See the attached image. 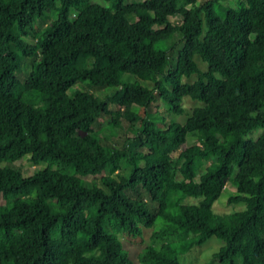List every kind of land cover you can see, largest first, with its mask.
<instances>
[{
    "label": "trees",
    "instance_id": "1",
    "mask_svg": "<svg viewBox=\"0 0 264 264\" xmlns=\"http://www.w3.org/2000/svg\"><path fill=\"white\" fill-rule=\"evenodd\" d=\"M103 1L0 0V264H135L119 233L138 240L142 226L140 264H180L210 236L220 264H264V132L250 137L264 127V0ZM155 96L170 116L151 115ZM183 97L201 104L179 122ZM100 115L134 133L109 142ZM226 185L244 206L219 213Z\"/></svg>",
    "mask_w": 264,
    "mask_h": 264
},
{
    "label": "rangeland",
    "instance_id": "2",
    "mask_svg": "<svg viewBox=\"0 0 264 264\" xmlns=\"http://www.w3.org/2000/svg\"><path fill=\"white\" fill-rule=\"evenodd\" d=\"M92 1L99 2L101 4H106L105 1H103V0H92ZM125 1L130 2L132 0H125ZM199 1H201V0H196V4H198ZM220 2L222 4H226V5H229L231 7H237V5H238V0H221ZM55 15H56V12L55 13H48L43 18L41 25H44L45 23L49 22L52 18H54ZM74 16H75V12H74V10H72L71 15H69V17L72 19ZM169 20L173 23H176L179 20V17L178 16H169ZM26 38L28 40H31V41L34 39L32 36L26 37ZM181 44H182V41H180V34L177 32L174 33V35L172 36L171 41L169 43V51L172 52L173 54H177L178 50L181 47ZM193 58L199 62L200 66H202V67L206 66V62H204L198 55L195 54L193 56ZM31 62L32 61L30 60L29 57L21 58L20 68H19V70H17L15 72V75L19 80H21L25 76L26 72L30 69ZM195 76H196L195 74H192L187 78L183 77L182 80L190 81V80H193L195 78ZM137 80L142 85L150 86V84L147 81H144L141 79H137ZM88 86L89 85L86 81H78L73 86H71L67 90V92L69 94H71V92L75 89H78V88L81 89V88L88 87ZM103 89H112V87L104 86ZM90 90H92L94 92L100 91V89H98L96 86H91ZM14 95L16 97L20 98L22 101L28 102L30 104L36 105V104L40 103V101H38V100H33V99L25 97L24 95H21L20 92H18V91H15ZM181 103L184 107L183 113L172 115L179 122H184L188 113L190 112V107H192L194 105L201 104L200 101L190 99L188 97H183ZM133 108L138 109L136 106H133ZM151 115L153 117L158 118L162 115L163 116H170L171 114H169L168 111L166 110V106H165L164 102L160 98L155 96V100L152 102ZM109 118H110V115H100L92 124L94 129L99 128L101 136H105L109 142H113L115 144H118L124 136L131 135L134 133V129H135L134 126L133 127L128 126L126 124L125 120H123L122 118H119V120H120V124L123 126V129L119 130L116 128L114 130L115 131L114 134H111L108 130H104L103 125L106 124V122L108 121ZM262 132H264V127H259L257 129H254L250 133V137L256 138ZM196 141H197V139H196V135L194 133H192V132L187 133L185 145L192 144ZM16 162L18 164H20V166L27 168L28 172L34 166V164H32V162L28 159V154L23 155V157L18 159ZM206 163H207V161L203 162L202 166L199 169V172L202 171V169ZM43 164L44 163H40V165H43ZM104 172H102V173H104ZM99 176H100V174H97L95 176L86 175L85 178L88 180L92 179V178L99 180V179H97ZM235 193H236V189L234 186L226 185L223 188V190L221 191V193L219 194V196L213 202V204H212L213 210L216 212H219V213H223V212H228L231 210L242 208L244 206L242 202H239V201L234 202V203L228 202L229 196L235 195ZM140 195L142 197H146V194L144 193V191H141ZM198 199H199V197L195 198L192 196H185L182 201L188 203V202H196ZM0 202L2 203L3 200L0 199ZM153 228H157V226H154ZM151 232H152L151 227H143L142 226L141 235H140L138 240H133L132 238L124 236L123 233H119V237L122 241L123 246L125 247L130 258L135 262V264H140L138 261V254L141 251L142 246L151 241V238H150ZM223 243H224L223 239L218 238L216 236H210L201 244H198V245H195L194 247H192L188 252L180 254L178 256L179 263L180 264H220L216 258L215 259L212 258L211 253L214 250H216Z\"/></svg>",
    "mask_w": 264,
    "mask_h": 264
}]
</instances>
